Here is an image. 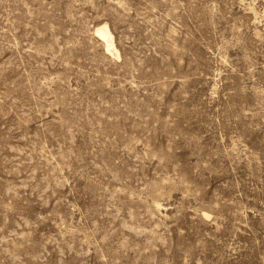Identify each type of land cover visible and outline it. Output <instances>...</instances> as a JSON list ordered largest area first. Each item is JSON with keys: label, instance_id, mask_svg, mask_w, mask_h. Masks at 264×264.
<instances>
[{"label": "rangeland", "instance_id": "obj_1", "mask_svg": "<svg viewBox=\"0 0 264 264\" xmlns=\"http://www.w3.org/2000/svg\"><path fill=\"white\" fill-rule=\"evenodd\" d=\"M0 264H264V0H0Z\"/></svg>", "mask_w": 264, "mask_h": 264}, {"label": "bare ground", "instance_id": "obj_2", "mask_svg": "<svg viewBox=\"0 0 264 264\" xmlns=\"http://www.w3.org/2000/svg\"><path fill=\"white\" fill-rule=\"evenodd\" d=\"M96 33L100 37V39L105 41L107 52L119 55V50L115 44L114 34L111 31L109 24L107 22H103L99 24L96 27Z\"/></svg>", "mask_w": 264, "mask_h": 264}]
</instances>
